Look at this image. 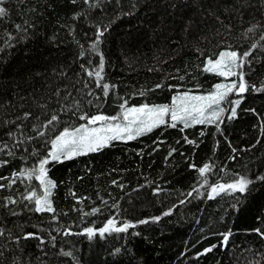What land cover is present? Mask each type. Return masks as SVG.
Segmentation results:
<instances>
[{
  "label": "trees",
  "instance_id": "trees-1",
  "mask_svg": "<svg viewBox=\"0 0 264 264\" xmlns=\"http://www.w3.org/2000/svg\"><path fill=\"white\" fill-rule=\"evenodd\" d=\"M223 51L231 117L47 161L39 209L62 132L210 93ZM0 264H264V0H0Z\"/></svg>",
  "mask_w": 264,
  "mask_h": 264
},
{
  "label": "rangeland",
  "instance_id": "rangeland-1",
  "mask_svg": "<svg viewBox=\"0 0 264 264\" xmlns=\"http://www.w3.org/2000/svg\"><path fill=\"white\" fill-rule=\"evenodd\" d=\"M205 70L221 78L208 94L177 93L168 105L126 108L116 122L96 117L74 130L62 132L52 142L48 159L42 160L36 169L44 188V195L38 200L39 209H50L52 183L44 171L47 161L85 154L113 141H128L159 125H217L223 118L231 117L238 102L235 96L244 90V84L238 79L237 54L223 51L215 60L206 63ZM243 190L244 185L238 182L217 184L210 190L209 197Z\"/></svg>",
  "mask_w": 264,
  "mask_h": 264
},
{
  "label": "water",
  "instance_id": "water-1",
  "mask_svg": "<svg viewBox=\"0 0 264 264\" xmlns=\"http://www.w3.org/2000/svg\"><path fill=\"white\" fill-rule=\"evenodd\" d=\"M227 239H228V235H226V236L224 237V239L222 240V246H224V245L226 244ZM214 248H215V245L210 246V247H207L206 249H204L203 252H204V253H206V252H211L212 249H214Z\"/></svg>",
  "mask_w": 264,
  "mask_h": 264
}]
</instances>
